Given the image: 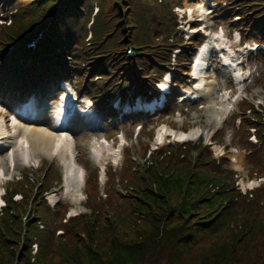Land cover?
<instances>
[{"label": "trees", "instance_id": "16d2710c", "mask_svg": "<svg viewBox=\"0 0 264 264\" xmlns=\"http://www.w3.org/2000/svg\"><path fill=\"white\" fill-rule=\"evenodd\" d=\"M22 1V16L13 19L12 26L0 27V59L13 54L5 49L6 44V47L15 46L20 40L33 38L35 32L50 20L52 26L44 33L45 46L38 50L37 57L44 60V65L49 62L55 64L52 50H58L64 60H67L69 55L66 45L76 30L74 38L79 52L75 50L72 53H76L78 57L82 55L87 68L93 66L90 65L92 60H100V71L104 75L102 84L120 79L119 69L127 63L123 53L126 43L140 47L159 60L168 56L167 53L158 51L161 44L153 35V29L158 24L155 18L162 17L166 0L163 3L161 0ZM253 1L259 7L254 14L255 18L261 19V15H264V0ZM92 4L99 11L94 16H91ZM85 14L87 15L83 19ZM79 22L83 25L80 23L74 27ZM89 22L91 25L86 28ZM88 33H91L88 46H81L82 37L85 38ZM135 62L143 75L152 65V59L149 58ZM2 65L3 62L0 63V68ZM107 71L110 73H106ZM133 77L136 75L130 67L125 78ZM262 151L258 161V151L249 157L264 172V148ZM178 164V167L167 164V169L164 170L160 163L157 170L151 169L147 173L148 182L158 194L145 188L142 191L143 201L128 198L121 202V207L119 196L112 188V180L105 201H96V183L93 179L89 180V204L99 211L103 219L102 225H97L91 236L80 218L77 230L76 227L68 229L61 220L52 233H48L46 228L39 229L38 221L48 219L42 206L37 209L36 220L27 222L22 230L14 217L19 208L8 201L5 216L0 217V264H11L21 234L23 249L17 264H146V259L152 260V264L160 261L155 260L159 259L158 256L169 257L178 264L182 261L186 247L197 238H202L199 234L212 239L207 246H215L212 258H202L199 264L242 263L246 258H243L242 243L247 233L251 230L260 231V227L264 226V209L259 208L257 202L242 200L240 197L237 199L220 187L221 175L213 165L200 168L195 164L190 168L186 160ZM120 178L122 181L132 180L133 176L124 170ZM23 182L14 185V192L27 190L25 184L32 186L28 179ZM262 193L264 194V189ZM170 196L174 198L175 205L170 203ZM244 204H249V207ZM104 206L111 212L114 223L110 224L105 219L107 211L104 212ZM57 228L63 229L64 234L56 236ZM78 230L85 232L86 239L79 236ZM225 232H228V240L215 244L214 241L220 240ZM74 237L77 239L75 243L72 242ZM34 243L37 250L32 256Z\"/></svg>", "mask_w": 264, "mask_h": 264}, {"label": "rangeland", "instance_id": "374dc122", "mask_svg": "<svg viewBox=\"0 0 264 264\" xmlns=\"http://www.w3.org/2000/svg\"><path fill=\"white\" fill-rule=\"evenodd\" d=\"M194 0H183L182 3V8L184 7H188L190 6V4L193 2ZM196 1V0H195ZM194 1V2H195ZM207 3L210 0H204ZM94 2V0H93ZM20 6H22V3H24V1L19 0ZM93 7V13L96 12V6H94V4H92ZM222 7H224V4L222 5ZM192 8V7H191ZM167 10V9H166ZM212 10V20L214 23L220 24L223 26V31L225 33H227L228 29H230L231 24L230 22H232V20L229 23H226L225 20H227V17L222 18V16L224 15L223 9L219 8L218 5H216V7L213 5ZM99 13V11H98ZM87 14L84 15L83 19L85 18ZM155 20H157V27L153 29V35L157 37L158 43L161 44L160 48L158 51H162V52H166L167 49H169V43H168V30L173 31V29H171L169 26V22H168V18L166 16H162V17H158L156 16ZM81 23V22H79ZM82 24V23H81ZM79 26V24L74 25V27ZM236 27V25H235ZM88 40H89V35H88ZM156 54V53H155ZM254 62V59H251V63ZM255 63V62H254ZM258 71L257 73L259 74V77L256 78L253 83H256V81L258 82L257 84L253 85L252 89L259 87L260 81L264 80V65L259 63L258 64ZM106 73H110V72H106ZM147 73V72H146ZM145 73V74H146ZM223 82V81H222ZM261 87V86H260ZM1 90V88H0ZM52 98H55L52 97ZM54 101V100H52ZM104 113V112H103ZM0 116L4 117L5 113H0ZM100 119L104 122V124H101L100 127H103L105 129V131L103 132V134H107L106 137L107 138H111L112 142L111 143H116L115 137H112V135L114 134H121L124 136H127L128 141H130V134L131 132L134 130V126L136 123L139 122L138 120H134V121H125V120H121L119 122V125L113 123V125H109L108 123V119L104 118L102 119V116L99 115ZM107 117V116H106ZM141 121H143L144 123L142 124L143 129L141 131L140 134V140L141 143L138 146H135L134 149L132 151H130L129 156L132 157V161L128 162V168L126 169V171H129L131 173V175L133 176L132 180L129 179H124V181H122V179L120 178V176L114 181L113 187L115 190V193L119 196V203H120V207H121V202H124L125 199L128 198H132L134 197L135 199L138 198L141 201L142 200V191L145 188L150 189V191L157 193L156 189L154 187H150V183L149 181V177L147 175L141 174L140 172H138V167L131 169L132 167H134L136 165V163H142V156L144 153V149L146 148L147 142H149V146L150 144L154 143V137L156 135L155 130H148L149 129V125L152 124V121L145 123L148 120H144L142 119ZM5 122L7 124V118H5ZM123 123V124H122ZM126 123L127 126L126 128H124V124ZM122 124V126H121ZM171 128L174 129H178L179 128V124H174V123H169ZM10 129V126H9ZM101 129V130H104ZM149 132H148V131ZM234 137L235 140H237V128L234 127ZM148 132V133H147ZM89 132L85 131L84 132V136L82 137V139L80 140L79 137H77L79 140L77 141V150H78V160L79 162L82 161V163L84 164L85 168L87 171H89L90 169H93V165L92 163L89 161V157H88V153H87V146L86 144L88 143L89 140ZM81 135V134H80ZM144 136V137H143ZM101 138V137H100ZM149 146L147 145V148H149ZM258 150V149H256ZM4 153H0V156L3 157ZM241 154L243 156V162L238 159V162L241 165V168L244 169V171L242 173L238 174L239 178H243L244 181L247 180V177L249 178V181H254L257 178H255V176L250 177L249 176V169L250 171L253 172H258L262 173L260 176L257 177H261V179H257L255 182V184H261L262 181H264V172H262L263 170H260V168L258 166H255L254 163L251 162V160H249L248 156H247V151L242 150ZM263 154V151H259L258 152V159H256L257 161L260 160L261 156ZM42 159H44L42 156H40L37 160L40 162ZM47 159V158H45ZM86 162H90V164H87ZM109 162V161H108ZM5 163V162H4ZM152 161L149 163L151 164ZM81 164V163H80ZM197 166H199L200 168H205L206 166L204 164H202L200 162V160L197 158L196 161ZM55 165V164H54ZM109 165V164H108ZM23 166H19L17 165V167L10 173L6 174V179L10 178V174L13 175L14 177H18L19 173L22 172L24 169H22ZM223 168H226L228 170H234L235 167L232 165H226L223 166ZM116 171H118V168H116ZM235 171V170H234ZM237 173V172H236ZM36 177L39 176L38 172L33 173ZM33 176V177H35ZM211 176V175H209ZM33 179V178H32ZM220 180L222 181V178H220ZM249 181L246 182V185H249ZM4 181L0 180V184H3ZM254 184V183H253ZM5 185V184H4ZM4 185H2L1 188L4 187ZM5 188V187H4ZM226 190H231L228 189V187L226 188ZM90 192V191H88ZM158 194V193H157ZM60 197V196H59ZM16 199V198H14ZM107 199V198H106ZM174 198L171 196L169 197V201L172 205H175V202L173 200ZM104 199H101L100 201H103ZM242 200H247V199H242ZM25 201V200H24ZM23 201V204L17 206L19 208V211L14 215V217L17 219V221H19L20 223V227L23 230L21 223L28 221V222H33L36 220L37 216H36V212L39 206H42V203H38L37 199L32 198L31 195H29L27 197L26 202ZM32 201L34 206H35V210H30V204L29 202ZM82 202L84 201V199L81 200ZM258 207L264 209V194L261 192L260 195L258 196ZM88 205H89V200L87 201ZM244 203H247V201H244ZM1 204V203H0ZM245 206L249 207V204H244ZM123 207V206H122ZM107 211V212H106ZM104 212H106L105 215V219H107L109 221L110 224L114 223V218L111 217V212H109V210L106 209V207L104 206ZM51 217L52 222L56 223L57 226L59 225V220L57 218V214H53V211H50L49 214V218ZM98 218H100L101 222L100 224L102 225L103 223V219H101L100 217V213H98ZM82 222L84 221V219H82ZM84 223V222H83ZM39 224H42V222H40ZM27 225V224H26ZM79 226H76L75 230H77ZM39 228V227H38ZM68 228V227H67ZM93 228H96V226H94ZM93 228H89V230L91 231ZM235 228V227H233ZM260 231L259 230H251L249 233L246 234L245 236V240L244 243H242V248L244 249V256L243 258H245V260L240 263V264H264V226L260 227ZM69 229V228H68ZM74 229V228H73ZM63 230V229H62ZM72 230V229H70ZM64 231V230H63ZM79 232V236L81 238L86 239L85 236V232L82 230H78ZM22 235V234H21ZM21 235L18 238L16 247H15V252H14V256L12 259L11 264H17L18 262V256H20V253L23 249V240L21 241ZM199 236H201L202 238H197V240L194 243H190L186 249L185 252L182 254V261L178 264H199L201 259H211L213 256V251L215 246H207L208 242L211 241L209 239H207L205 236H202V234ZM210 237V236H209ZM208 237V238H209ZM66 239V238H65ZM127 239H129V237H127ZM67 240V239H66ZM228 240V232H225L220 240H216L214 241L215 244H222L225 241ZM77 241V239L74 237L72 239V242L75 243ZM32 251H31V255L33 256L35 254V245L32 246ZM157 258V257H155ZM159 259H155V260H160L158 263H152V264H175V260L166 257V258H162L159 257ZM147 263L146 264H150L152 262V260L146 259ZM30 262H32V259L30 260ZM9 264V263H8Z\"/></svg>", "mask_w": 264, "mask_h": 264}, {"label": "bare ground", "instance_id": "6f19581e", "mask_svg": "<svg viewBox=\"0 0 264 264\" xmlns=\"http://www.w3.org/2000/svg\"><path fill=\"white\" fill-rule=\"evenodd\" d=\"M214 38H217V36H213L211 40ZM217 48H220V44L215 42ZM209 46V45H208ZM206 46V48L208 47ZM223 59V62L225 64L231 63V60L229 56H221ZM206 58L203 59L202 62H199L200 64L196 66V70L200 68V65L203 66L205 65ZM239 73L236 74V76ZM194 77L198 78V84L195 86L194 89L197 91H188L187 93L192 94L193 92L196 94L200 95H206L210 97L211 91L215 92L216 88L215 87H208V83H213V85L217 84V81L212 80L211 82H208L206 79L208 76L204 74V72H196L194 73ZM206 86V88L204 87ZM164 88L165 86H161ZM229 96V94L226 91H223L221 94V97L226 99ZM193 98L196 96H192ZM237 98V97H236ZM214 106V113L216 116L215 121L219 122L220 118L219 115L221 113H226V111L229 108V104H225V109L220 110L218 108H215L216 104H213ZM41 119L37 118L35 122H40ZM57 122L59 121L56 120ZM207 124L204 126H201L200 128H197L194 130L193 134H202L204 136H209L213 129L209 127V122H213L211 119L207 120ZM44 122V121H43ZM12 124L15 126V131H14V140H17L18 146L15 148L11 149V152L7 155V158L10 163L16 162V158H18L23 164H30L36 162L33 153L34 151H39L42 153H46L50 156H57L60 158L62 161V165L64 168V188H65V195L66 198H70L73 203L77 204L79 201V188L81 185L80 182V175L77 176L78 174V165L75 160L76 155H75V142L74 140L70 137L69 133H67L65 130H58V129H53L51 128L49 130L45 129L44 127H41L43 124L39 123L33 130H31V127H24L23 130L20 129L19 123L15 120H12ZM77 124V123H76ZM3 122L0 120V146L5 147L8 146L10 147V144L6 141V138L4 137V132H3ZM86 127L85 126H79L77 127V131L81 132V135L79 137H82V132L84 131ZM167 132L166 127H162L158 131L157 135V142H161L164 137V133ZM171 135L176 138V139H185L187 136L183 135V133H176V132H170ZM78 135V134H77ZM90 149L92 151V154L95 158H98L99 152L102 149H105L108 151L109 149L106 147H103L100 143L95 142L90 145ZM117 152L113 151L110 153L105 154L106 158L111 159L114 164L117 163ZM240 160L243 162V156L240 154ZM3 168H0V173L3 175ZM79 178V179H78ZM82 195V194H81Z\"/></svg>", "mask_w": 264, "mask_h": 264}]
</instances>
